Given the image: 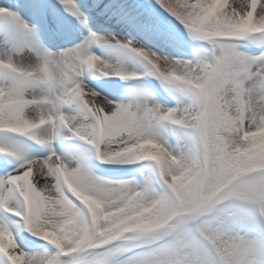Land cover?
Wrapping results in <instances>:
<instances>
[{
	"label": "snow or ice",
	"instance_id": "obj_1",
	"mask_svg": "<svg viewBox=\"0 0 264 264\" xmlns=\"http://www.w3.org/2000/svg\"><path fill=\"white\" fill-rule=\"evenodd\" d=\"M0 264H264V0H3Z\"/></svg>",
	"mask_w": 264,
	"mask_h": 264
},
{
	"label": "bare ground",
	"instance_id": "obj_2",
	"mask_svg": "<svg viewBox=\"0 0 264 264\" xmlns=\"http://www.w3.org/2000/svg\"><path fill=\"white\" fill-rule=\"evenodd\" d=\"M0 2L2 3V2H3V0H0Z\"/></svg>",
	"mask_w": 264,
	"mask_h": 264
},
{
	"label": "rangeland",
	"instance_id": "obj_3",
	"mask_svg": "<svg viewBox=\"0 0 264 264\" xmlns=\"http://www.w3.org/2000/svg\"><path fill=\"white\" fill-rule=\"evenodd\" d=\"M1 3V2H0Z\"/></svg>",
	"mask_w": 264,
	"mask_h": 264
}]
</instances>
